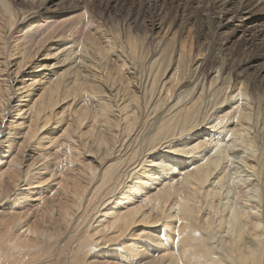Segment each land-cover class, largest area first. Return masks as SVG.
Masks as SVG:
<instances>
[{
	"label": "bare ground",
	"instance_id": "bare-ground-1",
	"mask_svg": "<svg viewBox=\"0 0 264 264\" xmlns=\"http://www.w3.org/2000/svg\"><path fill=\"white\" fill-rule=\"evenodd\" d=\"M203 1L214 51L241 43L209 82L182 45L170 66L164 42L147 53L84 11L60 18L78 6L0 0V264L42 244L68 264H264V118L230 79L259 59L264 77V0ZM222 147L245 152L238 167Z\"/></svg>",
	"mask_w": 264,
	"mask_h": 264
},
{
	"label": "rangeland",
	"instance_id": "rangeland-1",
	"mask_svg": "<svg viewBox=\"0 0 264 264\" xmlns=\"http://www.w3.org/2000/svg\"><path fill=\"white\" fill-rule=\"evenodd\" d=\"M41 1L42 2L35 4L36 0H9L11 5L21 11H30L37 6H45L48 13H61L60 11L66 10L68 6H78L80 10L71 14L61 13L59 14L60 18H68L84 11L92 20L98 23L103 34H105L104 38H106V40L122 43L123 45H126L127 41H134L142 51L147 53L152 49L155 41L164 42L172 50L170 66L175 60L176 55L180 53L179 49L182 45L185 51H191L188 53L189 56L195 57L199 55L196 56V59H199V61L204 60V69L200 77H203L202 79L206 82H209L211 78L210 70L213 68L212 59L225 65L227 56L224 54L231 53L232 56L229 55V58L234 59L238 55V50L241 48L239 40L240 34H234L229 38L227 43H225L227 40H222L220 43H225L223 46V49L227 48L225 53L221 50V53L214 51L217 39L213 41L212 34L213 31H215L216 25L209 26L207 21L203 22L205 19H209L207 16L209 9H206L203 0H197V3H191L190 0H53L51 3L46 4L43 3L44 0ZM211 13H213V11H211ZM33 21L35 20H31L28 23H32ZM259 21L262 22L263 20L260 19ZM259 21L257 20V22ZM28 23H26V25ZM151 23L154 24L152 27L150 25ZM202 34H205V36H201ZM101 43L103 46L107 45V43H104V39L101 40ZM213 55H215L216 58ZM243 55L244 54H241L239 57ZM50 61L52 63L53 60ZM114 63L120 65L117 59L114 60ZM259 64H262V59L254 62L253 65H251L252 68L245 70V72L249 74V79H244L239 75L238 77L234 76L232 73L230 79L231 81L234 79V85L239 83V85H237L239 88L244 87L246 93L254 97L255 100L251 106L255 110L258 109L259 112H261L260 115L263 114L261 117L264 118V77L261 76L258 71ZM223 68L225 67L223 66ZM126 70L127 67L123 66L122 71L124 73V78L131 79V76L126 73ZM226 71H228V69H226ZM170 75L171 74L167 76V79ZM251 78H255L257 81L254 88L251 86L252 84L250 85ZM130 81L132 82V80ZM130 87L134 90L135 84H131ZM232 92L233 88L229 89L226 96L230 97ZM228 102L219 109H221V111H228V107H231ZM208 106L209 109L212 108V106ZM246 112L249 111L247 110ZM252 118L253 117H251V120ZM253 122L254 121L250 123L252 124ZM260 124L262 126H259V124L255 122L252 128L255 130L261 129L260 127H263V123L261 122ZM229 128L236 130L238 127L230 126ZM222 148V151L226 153L227 160L232 164L231 167H238L242 158L245 156V152L241 150L231 152L225 147ZM231 158L234 159L232 160ZM254 185H257V188L259 186L256 182ZM226 192L231 196L228 197L227 202H229V205H232L235 201V194L231 189ZM30 204L32 203L30 202ZM27 208L26 206L24 209ZM95 252H97V254L103 253L101 251ZM95 252H90L83 259L92 261L97 260L96 256L91 254ZM46 257H50V259L48 260ZM34 260H41L37 264H63L64 261H67L68 264L66 251L61 250L58 252L55 246L49 244L40 245V247L34 251L26 254L18 263L33 264ZM108 261L118 264L115 258ZM122 262L123 260H121V263Z\"/></svg>",
	"mask_w": 264,
	"mask_h": 264
}]
</instances>
